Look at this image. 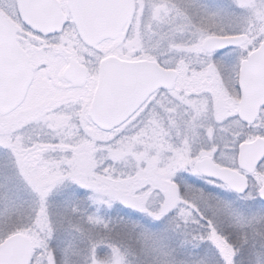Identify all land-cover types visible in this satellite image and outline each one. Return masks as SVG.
I'll return each instance as SVG.
<instances>
[{
  "label": "snow or ice",
  "instance_id": "1",
  "mask_svg": "<svg viewBox=\"0 0 264 264\" xmlns=\"http://www.w3.org/2000/svg\"><path fill=\"white\" fill-rule=\"evenodd\" d=\"M0 264H264V0H0Z\"/></svg>",
  "mask_w": 264,
  "mask_h": 264
}]
</instances>
